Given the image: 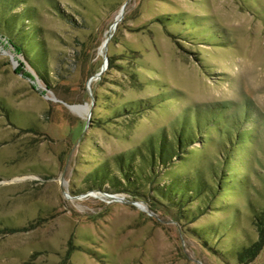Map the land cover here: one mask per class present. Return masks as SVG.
Instances as JSON below:
<instances>
[{
    "label": "rangeland",
    "instance_id": "1",
    "mask_svg": "<svg viewBox=\"0 0 264 264\" xmlns=\"http://www.w3.org/2000/svg\"><path fill=\"white\" fill-rule=\"evenodd\" d=\"M248 108L226 161L212 126L138 188L99 173L180 117ZM196 171L216 194L184 211L154 195ZM263 209L264 0H0V264H264L232 257Z\"/></svg>",
    "mask_w": 264,
    "mask_h": 264
},
{
    "label": "trees",
    "instance_id": "2",
    "mask_svg": "<svg viewBox=\"0 0 264 264\" xmlns=\"http://www.w3.org/2000/svg\"><path fill=\"white\" fill-rule=\"evenodd\" d=\"M12 2V0H11ZM18 2L12 4V8L9 10H15L18 7ZM20 4V3H19ZM23 14H14L12 19L18 21L22 18ZM21 25V24H20ZM28 36V35H27ZM31 36V34H29ZM10 43L14 48L24 54L36 70H38L43 64L42 60L37 59L36 53L29 49L27 39L20 38L15 41L14 37H9ZM109 63H112V58H109ZM43 80L46 78L41 77ZM146 104H149L146 102ZM149 105L142 106L141 109H149ZM221 111V108L218 107ZM219 110L200 111L194 112L190 116H184L183 121L181 117L177 119L175 124H172V131L168 135L165 129H162L157 134L151 135L141 146L131 149L128 152H124L119 155L116 160L118 163L117 174H110L109 172H99L103 175L104 179H107L116 188L129 187L138 188L139 185L151 180L157 173V167L162 165L168 167L176 160L177 157L183 155L184 150L193 145L197 141L204 142L201 138L204 134L206 137L211 134L210 129L217 127L216 135L220 138L221 146L219 152L222 160L226 161L229 151L232 150L233 145L246 141L247 133L244 130L247 126L244 124L251 116L250 108L245 110H238L227 120L225 127L219 126L217 123V117ZM130 113H136L134 110H129ZM255 111V110H254ZM257 112V111H255ZM258 113V112H257ZM211 115V116H209ZM209 116V117H208ZM258 118H263V115L258 113ZM218 125V126H217ZM258 129V128H257ZM250 128L249 130H257ZM260 129V128H259ZM258 131V130H257ZM216 168V167H215ZM211 168L215 173V181L220 183L222 176ZM218 187L208 185L199 171H196L194 176L183 178L182 176L174 177L168 184L158 185L154 189V195L159 198L171 200L173 206L178 207L181 211H184L185 204L191 198L187 192H190L193 196L199 195L205 189L208 193L216 194ZM202 191V192H201ZM255 223L258 227L259 240L249 243L243 247L235 248L232 253V257L238 261V263H245L246 261L254 260L264 248V209L255 213Z\"/></svg>",
    "mask_w": 264,
    "mask_h": 264
},
{
    "label": "water",
    "instance_id": "3",
    "mask_svg": "<svg viewBox=\"0 0 264 264\" xmlns=\"http://www.w3.org/2000/svg\"><path fill=\"white\" fill-rule=\"evenodd\" d=\"M124 13H125V7H123L122 10H121L122 18H123V16H124ZM117 25H118V20H115V22L112 24V27H113V26L117 27ZM112 27H111V28H112ZM111 37H112V33H110V35L108 36V38H107V39L105 40V42H104V48H105V50H107L108 43H109ZM104 56H105V63H104L103 68L101 69V71H100L99 73L96 74L97 77H100V76L103 74V72L106 70V68L108 67L109 59H108L107 52H105ZM12 59L14 60L13 57H12ZM13 62H15L14 64H17V61H16V60H14ZM15 66H16V65H15ZM91 81H92V79L90 80V82H91ZM137 205H138V204H137ZM138 206H139V205H138Z\"/></svg>",
    "mask_w": 264,
    "mask_h": 264
},
{
    "label": "bare ground",
    "instance_id": "4",
    "mask_svg": "<svg viewBox=\"0 0 264 264\" xmlns=\"http://www.w3.org/2000/svg\"><path fill=\"white\" fill-rule=\"evenodd\" d=\"M71 108H72V109H74V110H75V109H76V110H78V109H79V107H78V106H73V105L71 106Z\"/></svg>",
    "mask_w": 264,
    "mask_h": 264
}]
</instances>
